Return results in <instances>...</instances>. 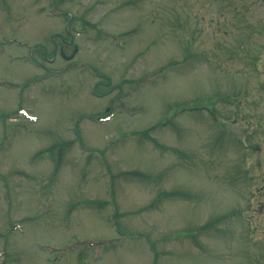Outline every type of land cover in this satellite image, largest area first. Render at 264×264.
<instances>
[{"label":"rangeland","instance_id":"374dc122","mask_svg":"<svg viewBox=\"0 0 264 264\" xmlns=\"http://www.w3.org/2000/svg\"><path fill=\"white\" fill-rule=\"evenodd\" d=\"M0 264H264V0H0Z\"/></svg>","mask_w":264,"mask_h":264}]
</instances>
